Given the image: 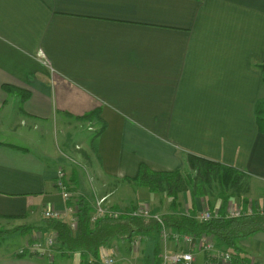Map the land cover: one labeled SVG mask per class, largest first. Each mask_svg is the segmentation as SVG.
<instances>
[{
	"label": "crops",
	"instance_id": "0c3cea01",
	"mask_svg": "<svg viewBox=\"0 0 264 264\" xmlns=\"http://www.w3.org/2000/svg\"><path fill=\"white\" fill-rule=\"evenodd\" d=\"M262 63L264 0H0V225L71 226L60 169L78 199L125 211L140 204L126 194L143 166L185 171L189 155L242 172L251 184L238 202L244 217L264 210ZM191 200L183 213L204 207ZM145 239L128 248L134 264L153 258ZM238 246L232 264H264V231ZM17 252H0V264H82L79 254Z\"/></svg>",
	"mask_w": 264,
	"mask_h": 264
},
{
	"label": "trees",
	"instance_id": "16d2710c",
	"mask_svg": "<svg viewBox=\"0 0 264 264\" xmlns=\"http://www.w3.org/2000/svg\"><path fill=\"white\" fill-rule=\"evenodd\" d=\"M258 69L262 73L264 81V63L259 65ZM258 122L261 130L264 131L263 107L258 109ZM187 164L189 172L186 173L181 170L157 173L143 166L139 177L130 181L138 187L147 188L153 194L165 193L169 198H172L170 207L174 213L165 216L164 221L173 234L190 235L197 238L206 236L212 238L217 248L237 254L240 250L238 246L240 238L249 237L258 231H264V217L259 213L236 219H229L225 216L227 203L233 196H228L225 192L229 189L228 187L238 190L244 174L235 168L192 155L187 157ZM217 184H220L224 191L221 194L224 202L218 209L222 215L221 218L209 222L200 221L196 218L197 209L194 205L190 209L189 215L182 212L181 194L190 191L193 198L205 197L210 187ZM141 205L143 204L140 203L125 210V212L132 211ZM94 207L84 199L79 200L76 231L72 230L69 223L54 220H47L40 227L29 228L57 232L60 243L59 250L62 255L67 257L78 252L81 254L82 264H88L90 259L98 261L101 254L113 248V245L124 244L131 249L135 237L142 235L154 240L155 244L153 258L147 264H161L162 227L157 221L153 218H135L122 215L119 219L105 218L93 223L91 219L94 214ZM155 209H151L154 215L157 213Z\"/></svg>",
	"mask_w": 264,
	"mask_h": 264
},
{
	"label": "built area",
	"instance_id": "2783aa9c",
	"mask_svg": "<svg viewBox=\"0 0 264 264\" xmlns=\"http://www.w3.org/2000/svg\"><path fill=\"white\" fill-rule=\"evenodd\" d=\"M56 187L60 191L64 201L67 202V212L73 217L71 221V227L73 229L77 228L78 224V203L79 200L74 193L70 190L69 183L67 182L66 174L62 170H58L56 175ZM106 198H102L95 204L94 214L92 216V222H96L101 219L111 218V219H119L122 215H127L135 218H153L157 221L162 227V239H164V249L162 254L160 255L161 264H197V254L205 253L207 255V261L205 264H232L233 262V254L224 249L217 248L215 242L209 241L205 238H197L190 235H180L173 234L168 230L164 218L159 214L154 215L150 208L143 204L132 211H117L113 210L110 207L105 205ZM205 212V213H204ZM202 214L198 215V220L209 222L213 219L221 218V214L219 211H204ZM46 217L49 219H58L59 214L57 212L51 211L46 213ZM226 217L229 219H236L244 217V213L241 208L237 209H228L226 212ZM174 243L177 247L175 252H170L169 242ZM145 239L144 236L139 235L135 237L132 242L133 248L136 249ZM173 240V241H172ZM46 245L48 249L54 245V239L51 237L47 240ZM43 244L37 243L32 247L27 246L26 249L22 251H18V255L37 257V259H49L53 260V257L42 250ZM107 252H103L99 259L101 264H115L116 259L113 257H109ZM97 261L94 259H90L88 264H96Z\"/></svg>",
	"mask_w": 264,
	"mask_h": 264
},
{
	"label": "rangeland",
	"instance_id": "374dc122",
	"mask_svg": "<svg viewBox=\"0 0 264 264\" xmlns=\"http://www.w3.org/2000/svg\"><path fill=\"white\" fill-rule=\"evenodd\" d=\"M262 106L264 108V105H262ZM79 126H81V125H79ZM82 126H84V127L79 129V131L81 132L82 135L79 134V136H82L85 139V143L89 144L91 139H93V133L88 131L87 125H82ZM77 159H78V162L80 165V171L82 172V174L85 176L86 179H87V177H88V179H90V177H91L90 176V170L86 166V163H84V161L80 158H77ZM60 170H62L66 174L65 170H63V169H60ZM186 172H189V170L186 169L185 173ZM250 185H251L250 181H248L247 176L244 175V177L242 178V180L240 182V188L238 190H235L234 188L232 189L231 187H228L229 189L225 192V194L228 196H232V195L233 196L229 199V202L227 203V210L229 208L230 209L240 208V205L238 204V202L241 199L244 201L249 200L248 198H245L244 195H246L248 193V189L250 188ZM125 186H123V187H125ZM221 187L222 186L220 184L211 186L209 191H208V194L205 197H199V198L198 197L193 198L190 191L188 193H183L180 195V201H183L182 202L183 205L186 204L185 200L186 201L189 200L190 202L192 201L191 199H194V201H197V202L201 201L204 204V207L201 208V210H198V208L194 204L195 208L197 209L198 215L202 214L204 211H211L213 208H215L214 211H217L219 208H221V206L224 202L222 200V197H221L222 196L221 194H223L224 191L222 190ZM132 189H133L134 193L132 194L130 192H127L126 195H127V197L130 196L132 198L133 202H135V203L140 202L142 204H146L150 208V210L151 209L153 210V208L156 207V211H157L156 214H159L163 218L165 216L170 215L171 213H174L170 207L172 205V198H169L165 193L164 194H153L147 188L138 187L136 185H133ZM124 195H125V192H124L123 188L120 191L118 188L117 196H124ZM74 196H76V195L74 194ZM78 200H80V199H78ZM227 210H226V212H227ZM254 212L257 214L259 213L260 215H262V217H264V210L255 209ZM197 214H196V218H198ZM187 215H189V214L187 213ZM10 224H11V226H6V225L1 226L0 225V252H5V251H8V252L13 251L14 252L16 250L22 251L23 249H26L27 246H30L33 248V246L35 244L41 243V244H43L42 250H44L46 253L50 252L49 254L53 257V260L56 258V256L62 255V252L59 250V244L60 243H59V236H58L57 232H54V231L49 232V231L42 230V229H34V230L30 229L32 227H30V228H26V227L19 228V227H17L18 226L17 222L10 223ZM165 224H166V222H165ZM77 227H78V224H77ZM76 230H77V228H76ZM168 230L170 231V229H168ZM23 234H26L29 236V239L25 242L23 240V238H24ZM259 235L262 236L261 233H259ZM51 237L54 239V245L49 250L47 245H46V242ZM202 238H205L209 241L210 240L213 241L212 238H209L206 236H203ZM163 240L164 239H162V243L164 242ZM145 241H146V239H144L142 241V243L139 245V247L136 249H141V247L144 246L143 243ZM168 242L170 245L169 238H168ZM128 248H129V246L124 245V244L123 245L122 244L113 245V248L106 250V252H107L106 254H108L109 257H113L114 259H116V261L119 260L121 257L126 256L127 258H131L130 259V261H132L131 264H134L135 260H136L135 255L131 254L132 252H129ZM131 249L132 250L134 249L133 245H132ZM137 252H139V250ZM17 254H18V252H17ZM76 254H79L81 256V254L78 252L73 253L72 255H76ZM19 256L21 257L22 255H19ZM68 256H70V255H68ZM128 256H130V257H128ZM31 258H37V257L33 256ZM74 260H76V259H74ZM96 264H101V263L98 260Z\"/></svg>",
	"mask_w": 264,
	"mask_h": 264
}]
</instances>
